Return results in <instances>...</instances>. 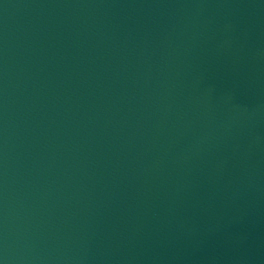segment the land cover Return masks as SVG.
I'll return each instance as SVG.
<instances>
[{
  "label": "water",
  "instance_id": "95a60500",
  "mask_svg": "<svg viewBox=\"0 0 264 264\" xmlns=\"http://www.w3.org/2000/svg\"><path fill=\"white\" fill-rule=\"evenodd\" d=\"M0 264H264V0H0Z\"/></svg>",
  "mask_w": 264,
  "mask_h": 264
}]
</instances>
